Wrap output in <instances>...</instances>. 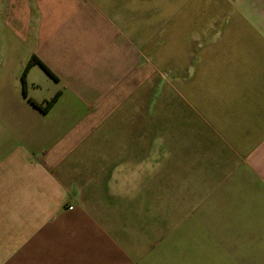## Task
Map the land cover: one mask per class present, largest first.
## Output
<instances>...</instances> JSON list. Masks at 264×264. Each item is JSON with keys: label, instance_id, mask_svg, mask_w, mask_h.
<instances>
[{"label": "crops", "instance_id": "0c3cea01", "mask_svg": "<svg viewBox=\"0 0 264 264\" xmlns=\"http://www.w3.org/2000/svg\"><path fill=\"white\" fill-rule=\"evenodd\" d=\"M191 2L0 0V264H264V0Z\"/></svg>", "mask_w": 264, "mask_h": 264}, {"label": "trees", "instance_id": "16d2710c", "mask_svg": "<svg viewBox=\"0 0 264 264\" xmlns=\"http://www.w3.org/2000/svg\"><path fill=\"white\" fill-rule=\"evenodd\" d=\"M34 63H37V64H39L42 68H43V70L47 73V74H49L50 76H52L50 73H49V71L35 58V57H32L29 61H28V63H27V66H26V68H25V71H26V69H27V67H29L31 64H34ZM25 71H24V73H23V75H22V81H23V85H24V75H25ZM23 95L26 97V92H25V89H23ZM56 97H57V95H55L54 97H52L51 99H49L48 101H46L43 105L42 104H38V103H35V102H33V101H31V100H29V102L34 106V107H36L37 109H39L41 112H46L52 105H53V103L55 102V100H56Z\"/></svg>", "mask_w": 264, "mask_h": 264}, {"label": "rangeland", "instance_id": "374dc122", "mask_svg": "<svg viewBox=\"0 0 264 264\" xmlns=\"http://www.w3.org/2000/svg\"><path fill=\"white\" fill-rule=\"evenodd\" d=\"M183 2H184V4H185V9H184V11H183V16H184V19L185 20H188V19H191V17L193 16V11H192V2H191V0H182ZM186 28V27H185ZM9 242H10V244H12V241L9 239L8 240ZM15 244V243H14ZM9 246V245H8ZM14 252V249H12V247H7L6 246V248L4 249V250H2L1 248H0V257H1V253L3 254V255H11L12 253ZM185 257V256H184ZM184 257H183V259H184ZM186 264V263H185Z\"/></svg>", "mask_w": 264, "mask_h": 264}, {"label": "built area", "instance_id": "2783aa9c", "mask_svg": "<svg viewBox=\"0 0 264 264\" xmlns=\"http://www.w3.org/2000/svg\"><path fill=\"white\" fill-rule=\"evenodd\" d=\"M69 209H71V207H69Z\"/></svg>", "mask_w": 264, "mask_h": 264}]
</instances>
